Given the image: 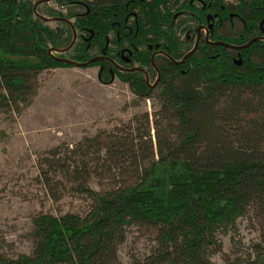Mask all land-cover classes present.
<instances>
[{"label":"trees","instance_id":"1","mask_svg":"<svg viewBox=\"0 0 264 264\" xmlns=\"http://www.w3.org/2000/svg\"><path fill=\"white\" fill-rule=\"evenodd\" d=\"M38 1L0 0V110L21 115L40 72L95 56L80 66H99L100 82L118 79L159 109L137 128L84 138L111 181L100 189L80 143L50 149L40 174L51 197L65 179L91 209L37 214L32 252L0 254V264H120L128 227L154 242L131 264H212L219 233L251 210L260 240L226 264H264V0H56L68 10L48 8L57 27Z\"/></svg>","mask_w":264,"mask_h":264},{"label":"rangeland","instance_id":"2","mask_svg":"<svg viewBox=\"0 0 264 264\" xmlns=\"http://www.w3.org/2000/svg\"><path fill=\"white\" fill-rule=\"evenodd\" d=\"M41 3H45L40 12L49 18L47 23L62 26L47 10L53 8L66 14L67 7L56 0ZM73 21L74 18L70 23ZM99 68L74 65L46 69L35 78L37 94L21 115L0 110V254L16 257L32 252L33 218L41 212L86 214L91 209V200L70 189L65 179L61 198L51 197L40 174V162L49 156L50 149L64 145V150L80 143L78 148L91 154L86 158L93 167L89 183L100 189L111 181L104 170H97L90 163L96 159V153L84 138L92 139L98 134L106 138L115 131L123 133L127 128H137L146 113L151 121L156 119L157 99L138 98L118 79L111 84L100 82ZM150 129L155 136L153 123ZM261 226V218L251 210L237 220L234 228L220 232L222 251L213 254L212 264H226V258L252 253L260 240ZM126 233V241L118 251L120 264H131L154 244L149 230L128 227Z\"/></svg>","mask_w":264,"mask_h":264},{"label":"water","instance_id":"3","mask_svg":"<svg viewBox=\"0 0 264 264\" xmlns=\"http://www.w3.org/2000/svg\"><path fill=\"white\" fill-rule=\"evenodd\" d=\"M42 1H43V0H39L37 3H40V2H42ZM43 18H44L45 20H49V18H47V17H45V16H43ZM200 30H201V28H199V35H198V39H197V42H196L195 47L185 55V58H186L187 56H189L190 54H192V53L196 50V48H197V46H198V44H199L200 36H201V35H200V34H201ZM76 39H77V34L74 33V40H73V42H72L71 45H73V43L76 41ZM256 39H257V38H254L251 42H253V41L256 40ZM219 43L226 44V43H224V42H219ZM249 44H250V43H248L247 45H249ZM247 45H245L244 47H246ZM70 47H71V46H70ZM70 47L66 48L65 50H68ZM232 47H233V48H239V47H237V46H232ZM100 57H102V56H95V57H93L91 60H89L88 62L83 63V64L86 65V64H88V63H90V62H92V61H95V60L99 59ZM64 60H66L67 62H70V63H75V64H77L76 62H74V61H72V60H70V59H64ZM239 62H240V60H239ZM83 64H82V63H78V65H83Z\"/></svg>","mask_w":264,"mask_h":264},{"label":"flooded vegetation","instance_id":"4","mask_svg":"<svg viewBox=\"0 0 264 264\" xmlns=\"http://www.w3.org/2000/svg\"><path fill=\"white\" fill-rule=\"evenodd\" d=\"M201 31V30H200ZM112 46V45H111ZM113 47V46H112ZM164 53V51L162 50V49H160V48H158V50H156L155 51V54H163ZM112 61V60H111ZM113 62V61H112ZM149 77V76H148ZM147 80H148V83H149V78H147ZM156 83H154L153 85H155Z\"/></svg>","mask_w":264,"mask_h":264}]
</instances>
